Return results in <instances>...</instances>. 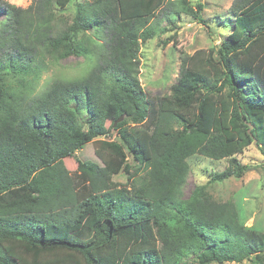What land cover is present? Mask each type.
Masks as SVG:
<instances>
[{
    "label": "trees",
    "instance_id": "obj_1",
    "mask_svg": "<svg viewBox=\"0 0 264 264\" xmlns=\"http://www.w3.org/2000/svg\"><path fill=\"white\" fill-rule=\"evenodd\" d=\"M69 2L0 0V264H264V233L234 203L205 186L182 196L196 156L228 160L214 181L241 177L235 156L251 144L264 158V0H234L218 47L181 57L155 102L139 83L140 43L181 12L203 24L202 6L85 0L59 30L54 11ZM87 41L98 52L85 75L32 93L40 57H85ZM111 131L119 143L97 140ZM91 142L108 154L70 174L63 160Z\"/></svg>",
    "mask_w": 264,
    "mask_h": 264
},
{
    "label": "rangeland",
    "instance_id": "obj_2",
    "mask_svg": "<svg viewBox=\"0 0 264 264\" xmlns=\"http://www.w3.org/2000/svg\"><path fill=\"white\" fill-rule=\"evenodd\" d=\"M10 5L20 8L28 7L32 0H3ZM85 0H70L64 9L56 8L55 22L58 29H64L71 24L75 14V5ZM185 5L196 11L197 4L202 6L200 16L204 23H199L190 14L180 13L175 17L173 24L165 20L159 23V28L165 31L144 42L139 47V83L146 98L155 102L158 98L169 95L170 88L175 84L181 57L192 56L197 51L209 52L216 49L224 38V33L230 31L233 16L230 7L234 0H183ZM173 3L172 8H179L181 0H166V5ZM171 11V9H168ZM167 11V12H168ZM53 12V13H54ZM79 38H85L83 34ZM90 49L85 57H68L59 60L53 57H40L35 76L31 78L33 94L43 92L56 80L79 78L93 67L98 52L95 42H86ZM12 82V80H10ZM112 122L111 114L108 115L106 126ZM98 141L108 140L119 143L115 131L107 137L97 138ZM96 151L108 154L98 142H91L63 160V164L70 174L76 173L77 166L84 160L96 161ZM236 160L244 167L245 172L239 178L230 177L223 181H214L211 177L221 173L228 167V160L213 161L201 156H196L188 161L189 173L182 190L183 198H187L196 186H205L207 192L218 202H232L240 211L246 227H253L258 232L264 233V158L255 144L244 149L235 156ZM131 165V160L128 161ZM112 181L120 185L127 182V175L120 174L112 177ZM181 264H196L193 257L183 259ZM217 264V263H212ZM236 264V263H224ZM241 264H250L244 261Z\"/></svg>",
    "mask_w": 264,
    "mask_h": 264
},
{
    "label": "water",
    "instance_id": "obj_3",
    "mask_svg": "<svg viewBox=\"0 0 264 264\" xmlns=\"http://www.w3.org/2000/svg\"><path fill=\"white\" fill-rule=\"evenodd\" d=\"M122 121V117H120L118 120H116L114 123H113V127H115V125L118 123V122H121Z\"/></svg>",
    "mask_w": 264,
    "mask_h": 264
}]
</instances>
